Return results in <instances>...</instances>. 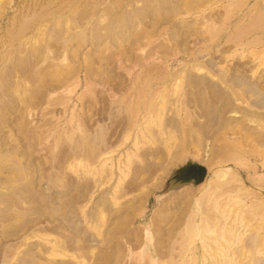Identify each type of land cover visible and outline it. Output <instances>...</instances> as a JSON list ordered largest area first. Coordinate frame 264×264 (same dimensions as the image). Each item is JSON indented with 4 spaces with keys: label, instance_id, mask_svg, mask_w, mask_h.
<instances>
[{
    "label": "rangeland",
    "instance_id": "374dc122",
    "mask_svg": "<svg viewBox=\"0 0 264 264\" xmlns=\"http://www.w3.org/2000/svg\"><path fill=\"white\" fill-rule=\"evenodd\" d=\"M258 259L264 0H0V264Z\"/></svg>",
    "mask_w": 264,
    "mask_h": 264
},
{
    "label": "bare ground",
    "instance_id": "6f19581e",
    "mask_svg": "<svg viewBox=\"0 0 264 264\" xmlns=\"http://www.w3.org/2000/svg\"><path fill=\"white\" fill-rule=\"evenodd\" d=\"M127 17H128V16H127ZM6 78H8V74L6 75ZM196 78H197V77H194V78L192 77V78L190 79V81H191L192 83H196ZM207 85L209 86L208 83H207ZM211 86H212V84H210L209 87H211ZM215 87H216V86H215ZM216 89H217V87H216ZM218 90H219V89L216 90V95H217V96L220 95V90H219V91H218ZM212 115H214V114L212 113ZM210 116H211V115H210ZM216 116H217V114H216ZM209 118H210V117H209ZM211 118H212V117H211ZM211 118L209 119L210 121H212ZM214 120H215V119H214ZM211 123H212V122H211ZM214 123H215V122H214ZM167 125H168V124H167ZM199 202H200V201H199ZM203 202H204V201H203ZM215 202H216V201H215ZM208 203H209V202H208ZM199 204H201V202H200ZM201 205H202V204H201ZM205 206H206V205L204 204V207H205ZM204 207H202V208H204ZM205 208H206V207H205ZM212 208H213V207H212ZM213 209H214V208H213ZM216 210H217V209H216ZM200 211H201V209H200ZM200 211H199V213H200ZM201 213H202V212H201ZM203 213H204L203 215L206 214L205 212H203ZM210 216H211V215H210ZM201 217H202V216H201ZM207 217H208V216H207ZM205 218H206V217H205ZM206 220H207V219H206ZM207 222H208V221H207ZM204 224H205V223H204ZM194 226H195V225H194ZM194 226H193V224H192L191 227L189 226L187 232H185V233H187L189 236H196V237L198 236V237H200V238L202 237L201 240H204V239L207 238L206 236H205L206 238H205L204 236H202V235L204 234V232H207V233H208V232H211L210 234L213 235V236L211 235V236H212L211 238H212L213 240H214V239H218V237H219V238H222V240H223V238L226 239L227 237H229V236H227L228 234H226V230H225L224 233H223L224 230L222 231V233L219 232L218 230H217V231H216V230H195V229H194V228H195ZM196 229H197V228H196ZM210 229H211V228H210ZM201 231H204L203 234H202ZM220 231H221V230H220ZM227 233H229V232L227 231ZM229 234H230V233H229ZM185 236H186V235H185ZM189 236H188V237H189ZM226 236H227V237H226ZM192 238H195V237H192ZM200 238H199V239H200ZM211 238H209V239H211ZM229 238H230V237H229ZM229 238H228V239H229ZM186 240H187V239H186ZM186 240H185V241H186ZM218 240H219V239H218ZM190 241H191V240H190ZM205 241H206V240H205ZM209 241H210V240H209ZM219 241H220V240H219ZM219 241H218V244L220 243ZM188 242H189V241H188ZM201 242H202V241H201ZM206 242H207V241H206ZM225 242H226V241H225ZM207 243H208V242H207ZM207 243H206V244H207ZM214 243L216 244V242H214ZM218 244H216V246H217ZM202 245H203V244H202ZM258 245H260V243H259V237H258L257 235L252 234V235H250L248 238L246 237V238L242 239V242H241V240H240V244H239V246L236 247V249L234 250V253H235V254H236V253L239 254V251H240V250H245L249 255L252 256V258H253L252 260L255 261V263H256V262H257V259L254 258L253 251H254V247L257 248ZM206 246H208V245H206ZM202 247H204V246H202ZM211 247H212V246H211ZM220 247H221L222 249H221ZM227 247H228V246H227ZM227 247H224V246H221V245H220L219 248H218L219 250H218L217 248H215V247H214V248H215V250L217 249L219 252H222V254H224L225 251H227V253L230 251V249H229L230 247H229V248H227ZM216 252H217V251H216ZM229 254L231 255L230 252H229ZM238 254H237V255H238ZM226 255H227V254H226ZM230 255H229V256L227 255L228 257L225 256V258H227V259H225V260H228V259L230 260V259H231ZM223 256H224V255H223ZM223 258H224V257H223ZM215 259H216V256H215ZM229 260H228V261H229ZM258 260H259V259H258ZM185 262H186V261H185ZM192 262H193V261H192ZM226 262H227V261H226ZM230 262H231V261H230ZM258 263H259V264H264V260H261V259H260V260L258 261ZM180 264H181V263H180ZM227 264H228V263H227Z\"/></svg>",
    "mask_w": 264,
    "mask_h": 264
}]
</instances>
